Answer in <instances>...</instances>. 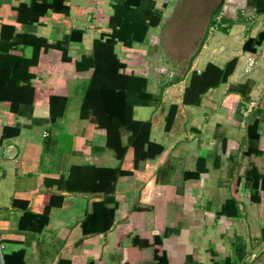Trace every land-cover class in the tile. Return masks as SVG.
Masks as SVG:
<instances>
[{
    "label": "crops",
    "instance_id": "crops-1",
    "mask_svg": "<svg viewBox=\"0 0 264 264\" xmlns=\"http://www.w3.org/2000/svg\"><path fill=\"white\" fill-rule=\"evenodd\" d=\"M182 2L0 0V264H264V0Z\"/></svg>",
    "mask_w": 264,
    "mask_h": 264
},
{
    "label": "rangeland",
    "instance_id": "rangeland-1",
    "mask_svg": "<svg viewBox=\"0 0 264 264\" xmlns=\"http://www.w3.org/2000/svg\"><path fill=\"white\" fill-rule=\"evenodd\" d=\"M221 3L222 0H184L175 7L172 18L164 26V40L177 59H189L195 53L205 32L213 25V17ZM189 39L196 43L195 46L182 48L180 51L178 43L184 42L185 45ZM187 65L186 63L179 69L186 70Z\"/></svg>",
    "mask_w": 264,
    "mask_h": 264
},
{
    "label": "trees",
    "instance_id": "trees-1",
    "mask_svg": "<svg viewBox=\"0 0 264 264\" xmlns=\"http://www.w3.org/2000/svg\"><path fill=\"white\" fill-rule=\"evenodd\" d=\"M263 40H264V33L259 36L255 44L260 45L263 42ZM252 43L253 41L249 40L245 44V50H248V51L250 50L252 52H255V49H250L248 47V45H251ZM236 65H237V60H234L233 62L229 63L227 67L225 68V70H221L215 67L214 65H208L206 71L200 77H197V76L192 77L191 87L194 86L196 83L204 84L212 80H214V82H211V83L218 82L219 84V82H226L228 76H230L235 70ZM185 103H186V97H185ZM134 124L136 125V127H138V129L139 127H142V129H145V130H149L150 125H151L150 123H140V122H137V123L135 122ZM255 130H256V125L250 129L251 135L254 134ZM257 138L260 140V135L259 136L257 135ZM161 150L162 148L160 147L158 151H161ZM255 151L258 152L257 150H253L251 148L247 153L248 156L251 157L252 161H253V158L255 157V154H253ZM252 200L253 202H259V196L257 195V193L253 195ZM150 245L151 244L147 239L140 238L139 236H136L133 238V247L137 249L139 248L138 250H142L143 248L148 247Z\"/></svg>",
    "mask_w": 264,
    "mask_h": 264
},
{
    "label": "built area",
    "instance_id": "built-area-1",
    "mask_svg": "<svg viewBox=\"0 0 264 264\" xmlns=\"http://www.w3.org/2000/svg\"><path fill=\"white\" fill-rule=\"evenodd\" d=\"M0 161H1V157H0ZM4 247H5L4 243H2V242L0 241V257H2V255H3Z\"/></svg>",
    "mask_w": 264,
    "mask_h": 264
}]
</instances>
